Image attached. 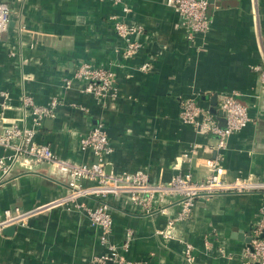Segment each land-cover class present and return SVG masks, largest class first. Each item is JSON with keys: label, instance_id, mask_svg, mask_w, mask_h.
<instances>
[{"label": "crops", "instance_id": "1", "mask_svg": "<svg viewBox=\"0 0 264 264\" xmlns=\"http://www.w3.org/2000/svg\"><path fill=\"white\" fill-rule=\"evenodd\" d=\"M6 1L11 19L0 33L6 119L19 120L22 96L40 106L56 97L59 103L35 139L58 157L93 161L89 149L79 148V138L101 123L112 148L107 173H145L150 181H166L188 172L202 180L216 138L184 123L180 103L192 98L208 111L214 94L218 107L222 94L236 92L249 122L229 135L222 165L230 177L264 180V82L259 75L264 69V0H208L211 27L193 41L165 0ZM111 16L141 28L135 34L141 45L130 57L124 56L125 41L115 33ZM83 61L115 74L117 96L107 105L82 92L81 81L66 87L65 79ZM144 63L150 65L146 71L140 69ZM212 116L225 126L223 114ZM70 186L69 175L47 162L18 165L0 183V222L6 209L28 211L10 235L0 228V264H100L96 260L108 247L99 241V230L82 208L60 202ZM78 202L109 206L108 244L124 262L106 264H189L185 242L194 246V264H242L247 243L233 235H250L264 217V191L215 194L199 199L190 216L163 235L179 210L176 202L168 203L165 212L151 213L124 193Z\"/></svg>", "mask_w": 264, "mask_h": 264}, {"label": "built area", "instance_id": "2", "mask_svg": "<svg viewBox=\"0 0 264 264\" xmlns=\"http://www.w3.org/2000/svg\"><path fill=\"white\" fill-rule=\"evenodd\" d=\"M118 1V0H112ZM166 4L179 14L186 27V38L193 41L195 37L206 34L212 24L208 14V0H165ZM125 10V8H124ZM10 8L6 0H0V33L7 29L10 22ZM115 33L125 41L124 56H132L140 47L135 34L140 27L125 23L122 19L111 16ZM149 63L140 65L142 71L149 68ZM259 69V67H257ZM261 82H264V69H259ZM73 81H81V91L92 95L102 105L113 101L117 96L115 74L102 66H95L83 61L74 69L71 77L65 79L66 87ZM0 92V183L11 177L16 166L30 167L31 164L47 162L66 172L71 180L69 191L60 200L82 208L93 227L99 230V241L106 244L108 252L96 262L106 264L110 260L124 262V258L116 251V247L108 244V234L112 219L109 206L99 202L93 206L79 203V198H103L109 194H127L130 201L140 206L145 213L153 211L165 212L168 203L176 202L179 210L169 218L163 235L177 220L189 217L196 202L215 194L248 193L264 191V180L250 177H230L222 165V150L226 146L229 135L249 122L247 107L238 99L236 92L222 94L219 97L218 109L225 118V126H219L212 114L202 108L192 98L180 103V119L192 125L195 130L211 133L216 138L214 156L207 160L208 173L202 180L193 179L188 172L177 173L166 181H150L145 173H106V156L112 151L105 129L101 123L94 124L88 133L79 138V148L89 149L93 161L71 162L58 157L47 143L35 139L37 128L43 120L53 115L54 107L59 103L52 97L48 105L40 106L32 102L29 96L21 97V115L18 121L7 120L5 110L9 107ZM18 119V118H17ZM29 119V123L27 120ZM156 202V204H155ZM28 214L18 207L6 209L0 228L11 223H18ZM264 217L262 216L252 227L250 242L242 251V264H264ZM207 244L208 241L204 240ZM128 244L125 242L123 248ZM183 256L189 264H194V246L185 242ZM127 264H134L126 261Z\"/></svg>", "mask_w": 264, "mask_h": 264}, {"label": "water", "instance_id": "3", "mask_svg": "<svg viewBox=\"0 0 264 264\" xmlns=\"http://www.w3.org/2000/svg\"><path fill=\"white\" fill-rule=\"evenodd\" d=\"M216 100H217V96L214 94L211 97L210 106H209V110L208 111L211 114H216V113L222 114V112L217 107V101ZM105 171H106V173L109 172L107 167H105ZM15 228H16V225L14 223L10 224V225H7L5 227H2L1 233L4 234V235H10L12 232H14ZM233 236L234 237H238L240 239H243L247 244H249L250 239H251L250 235H246L245 236L242 233H235ZM261 236H264V233L261 234Z\"/></svg>", "mask_w": 264, "mask_h": 264}]
</instances>
